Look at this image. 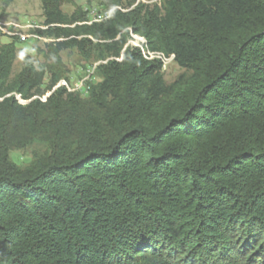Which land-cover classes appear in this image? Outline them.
Instances as JSON below:
<instances>
[{
	"label": "trees",
	"instance_id": "16d2710c",
	"mask_svg": "<svg viewBox=\"0 0 264 264\" xmlns=\"http://www.w3.org/2000/svg\"><path fill=\"white\" fill-rule=\"evenodd\" d=\"M137 1L88 24L73 0H40L53 42L12 78L15 43L0 46V264H264V0ZM129 31L187 80L167 86ZM69 49L108 60L87 94L21 107L45 77L69 81ZM29 139L50 153L17 166Z\"/></svg>",
	"mask_w": 264,
	"mask_h": 264
},
{
	"label": "rangeland",
	"instance_id": "374dc122",
	"mask_svg": "<svg viewBox=\"0 0 264 264\" xmlns=\"http://www.w3.org/2000/svg\"><path fill=\"white\" fill-rule=\"evenodd\" d=\"M73 2L85 13L87 20H89L88 24L92 23L94 20L105 17L111 10H115V8H109L106 6L105 0H73ZM138 2L152 5L155 3L157 4L159 0H154L153 2L138 0L136 4ZM61 9L66 14H70L73 11V8L70 5H63ZM41 15L40 0H13L5 14L0 17V46L4 43L13 41L16 48L17 59L14 61L12 66L11 78L20 71L22 66L18 57L22 55H30L31 57L41 61L40 57H36V49H43L46 44L53 42L50 38L37 36L39 35L38 31L46 29L43 25ZM142 39L143 40L138 41L136 38H133V33L129 31L127 43L124 48L127 46L136 48L140 51L144 58V53L147 54V49L145 44L146 41L144 38ZM97 54L98 50H93L91 51L89 58L85 59L80 56L76 49L62 51L60 57L67 69V77L69 78V81L61 80L52 88L51 91H48L46 90L47 77H45L41 87V91H44L42 97L35 96L30 100L24 101L16 95L14 97L15 100L21 107H24L31 101L35 100L44 103L46 98L60 87L64 88L68 93L86 95L88 90L86 79H88V82L94 80V71L96 67L99 64H105L108 61L105 60L96 62L95 60ZM154 59L160 60L163 80L169 87L183 84V82L187 80L190 75V72H187L176 65L173 60V56L164 57L163 55L158 54V56H155ZM116 60L120 61L121 59ZM87 66L88 68L86 69ZM81 68L86 70L80 71L79 69ZM171 97L172 92L169 93L166 100ZM82 107L86 109L88 108V105L84 104ZM50 148L51 146L49 143H43L39 140H20L19 142L14 143L11 147L9 159L17 166L27 167L31 163L48 156Z\"/></svg>",
	"mask_w": 264,
	"mask_h": 264
},
{
	"label": "bare ground",
	"instance_id": "6f19581e",
	"mask_svg": "<svg viewBox=\"0 0 264 264\" xmlns=\"http://www.w3.org/2000/svg\"><path fill=\"white\" fill-rule=\"evenodd\" d=\"M113 10H114V9H113ZM113 10H111L110 13H111ZM110 13H109V14H110ZM109 14L106 15V16L104 15L105 17H103V18H104V19H108ZM95 21H100V20H95ZM133 38H136L138 41L143 40L141 37H137V36H135L134 34H133ZM155 56H158V54H157V53H150V52H147V54L144 53V58H145L146 60H154V57H155Z\"/></svg>",
	"mask_w": 264,
	"mask_h": 264
},
{
	"label": "built area",
	"instance_id": "2783aa9c",
	"mask_svg": "<svg viewBox=\"0 0 264 264\" xmlns=\"http://www.w3.org/2000/svg\"><path fill=\"white\" fill-rule=\"evenodd\" d=\"M86 81H87V84H88V79H86Z\"/></svg>",
	"mask_w": 264,
	"mask_h": 264
}]
</instances>
